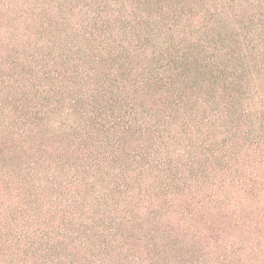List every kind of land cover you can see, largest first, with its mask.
<instances>
[{"label":"trees","instance_id":"obj_1","mask_svg":"<svg viewBox=\"0 0 264 264\" xmlns=\"http://www.w3.org/2000/svg\"><path fill=\"white\" fill-rule=\"evenodd\" d=\"M0 264H264V0H0Z\"/></svg>","mask_w":264,"mask_h":264}]
</instances>
